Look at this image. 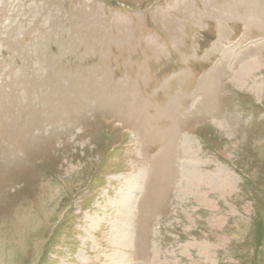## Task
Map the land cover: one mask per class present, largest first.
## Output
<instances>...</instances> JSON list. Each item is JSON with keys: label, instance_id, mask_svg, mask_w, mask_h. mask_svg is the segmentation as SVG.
I'll return each mask as SVG.
<instances>
[{"label": "rangeland", "instance_id": "obj_1", "mask_svg": "<svg viewBox=\"0 0 264 264\" xmlns=\"http://www.w3.org/2000/svg\"><path fill=\"white\" fill-rule=\"evenodd\" d=\"M0 264H264V0H0Z\"/></svg>", "mask_w": 264, "mask_h": 264}, {"label": "bare ground", "instance_id": "obj_2", "mask_svg": "<svg viewBox=\"0 0 264 264\" xmlns=\"http://www.w3.org/2000/svg\"><path fill=\"white\" fill-rule=\"evenodd\" d=\"M255 68L257 69L258 66L256 65H249L247 67H245L241 72H240V77H238V81L239 83H241V78L244 76V77H247V75H249L253 70H255ZM250 76V75H249Z\"/></svg>", "mask_w": 264, "mask_h": 264}]
</instances>
